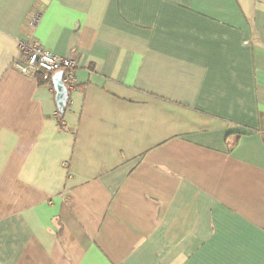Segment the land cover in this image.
<instances>
[{"label":"crops","instance_id":"obj_1","mask_svg":"<svg viewBox=\"0 0 264 264\" xmlns=\"http://www.w3.org/2000/svg\"><path fill=\"white\" fill-rule=\"evenodd\" d=\"M0 264H264V0H0Z\"/></svg>","mask_w":264,"mask_h":264},{"label":"built area","instance_id":"obj_2","mask_svg":"<svg viewBox=\"0 0 264 264\" xmlns=\"http://www.w3.org/2000/svg\"><path fill=\"white\" fill-rule=\"evenodd\" d=\"M41 19L37 11H33L26 26L34 30ZM18 53L14 60V67L20 75L36 79L40 84L51 90V77L57 72L62 73V83L68 92L77 85L76 61L71 57L58 56L44 49L32 36L18 42Z\"/></svg>","mask_w":264,"mask_h":264},{"label":"water","instance_id":"obj_3","mask_svg":"<svg viewBox=\"0 0 264 264\" xmlns=\"http://www.w3.org/2000/svg\"><path fill=\"white\" fill-rule=\"evenodd\" d=\"M61 72H57L52 77V82L55 91V101L58 111L61 113L65 107L66 101L68 99V91L61 82Z\"/></svg>","mask_w":264,"mask_h":264}]
</instances>
